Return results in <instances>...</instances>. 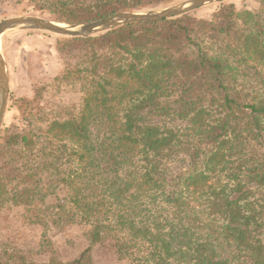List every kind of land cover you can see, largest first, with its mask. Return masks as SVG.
Masks as SVG:
<instances>
[{"label": "trees", "instance_id": "trees-1", "mask_svg": "<svg viewBox=\"0 0 264 264\" xmlns=\"http://www.w3.org/2000/svg\"><path fill=\"white\" fill-rule=\"evenodd\" d=\"M174 1L0 4L78 26ZM261 6L58 38V77L79 81L81 109L33 116L42 103L20 99L23 128L0 137V219L22 211L48 259L5 244L0 264H95L105 245L117 264H264ZM70 227L86 247L64 261L52 238Z\"/></svg>", "mask_w": 264, "mask_h": 264}, {"label": "rangeland", "instance_id": "rangeland-1", "mask_svg": "<svg viewBox=\"0 0 264 264\" xmlns=\"http://www.w3.org/2000/svg\"><path fill=\"white\" fill-rule=\"evenodd\" d=\"M188 0H176L167 5H159L145 8L138 12L160 10L174 6ZM262 0H228L236 8L238 13L244 11H260ZM224 3V2H223ZM215 3L199 10L191 12L196 18H207ZM30 9L26 5H16L13 2L0 4V22L19 16H35L39 14H20L21 11ZM188 13V14H191ZM45 19V18H43ZM49 20V19H46ZM64 25V24H61ZM68 26V25H64ZM104 33H99L98 36ZM62 36L38 31H12L0 40V50L6 61L9 75V97L6 113L0 130V137L6 132L9 134L21 130L24 125V108L19 106V100L31 101L35 99L42 103L32 105L33 116H38V109L50 116L56 108L80 110L82 107L83 94L79 91L78 80L62 81L58 76L62 64L57 55V41ZM40 89V96H36V90ZM47 116V117H48ZM7 217L0 219V249L2 245L7 248H15L17 251L37 252V256L29 255L33 262H46L48 256L39 249L40 231L28 226L23 221L22 211H11ZM83 228L70 227L63 233H58L52 238L54 249L61 260H72L77 257L86 247L82 238ZM219 252L226 256L231 251L229 247H222ZM2 255V254H1ZM0 255V256H1ZM95 264H117L110 246L95 248Z\"/></svg>", "mask_w": 264, "mask_h": 264}, {"label": "water", "instance_id": "water-1", "mask_svg": "<svg viewBox=\"0 0 264 264\" xmlns=\"http://www.w3.org/2000/svg\"><path fill=\"white\" fill-rule=\"evenodd\" d=\"M228 0H188L174 6L147 12L120 13L115 16L78 26H64L35 16H19L0 22V40L12 31H38L68 38H87L132 23H152L180 17L206 6ZM9 97V75L0 50V130Z\"/></svg>", "mask_w": 264, "mask_h": 264}]
</instances>
